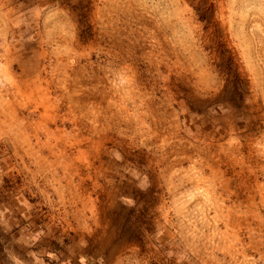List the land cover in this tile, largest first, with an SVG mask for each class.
I'll return each mask as SVG.
<instances>
[{
    "label": "clouds",
    "instance_id": "1",
    "mask_svg": "<svg viewBox=\"0 0 264 264\" xmlns=\"http://www.w3.org/2000/svg\"><path fill=\"white\" fill-rule=\"evenodd\" d=\"M0 264H264V0H0Z\"/></svg>",
    "mask_w": 264,
    "mask_h": 264
}]
</instances>
